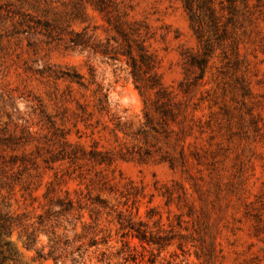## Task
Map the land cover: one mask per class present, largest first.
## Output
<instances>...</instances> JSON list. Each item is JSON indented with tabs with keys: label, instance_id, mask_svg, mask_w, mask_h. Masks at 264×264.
<instances>
[{
	"label": "rangeland",
	"instance_id": "obj_1",
	"mask_svg": "<svg viewBox=\"0 0 264 264\" xmlns=\"http://www.w3.org/2000/svg\"><path fill=\"white\" fill-rule=\"evenodd\" d=\"M193 4L0 0L2 264H264V0Z\"/></svg>",
	"mask_w": 264,
	"mask_h": 264
},
{
	"label": "trees",
	"instance_id": "obj_2",
	"mask_svg": "<svg viewBox=\"0 0 264 264\" xmlns=\"http://www.w3.org/2000/svg\"><path fill=\"white\" fill-rule=\"evenodd\" d=\"M183 6L184 9L188 15V19L191 25V28L194 32V34L196 35V37L199 39V41H201L202 39V28H201V23H200V19L198 17V14L196 12V9L194 7L193 4V0H183ZM193 61H195V59H193ZM52 234L54 235V233L52 232ZM136 239H138L139 242H147L148 240H146L145 236L143 234H136L134 236ZM52 241V240H51ZM55 249L53 246H50V251L44 256L42 254H39L38 257L39 258H43V257H51V259L54 261L55 264L58 263V258L53 256ZM7 258L5 256H3L0 260V264H2Z\"/></svg>",
	"mask_w": 264,
	"mask_h": 264
}]
</instances>
